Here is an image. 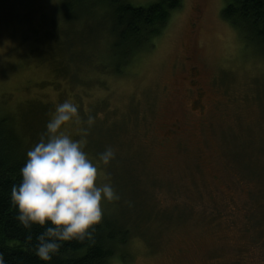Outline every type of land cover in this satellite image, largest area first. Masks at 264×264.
Wrapping results in <instances>:
<instances>
[{
	"label": "rangeland",
	"instance_id": "1",
	"mask_svg": "<svg viewBox=\"0 0 264 264\" xmlns=\"http://www.w3.org/2000/svg\"><path fill=\"white\" fill-rule=\"evenodd\" d=\"M65 1L0 0V114L28 151L56 106L75 103L64 131L94 162L115 150L98 183L111 181L120 204L103 210L139 213L147 199L152 216L170 213L142 223L107 264H264V47L222 16L225 0H182L154 45L109 73L110 21L92 7L76 20Z\"/></svg>",
	"mask_w": 264,
	"mask_h": 264
},
{
	"label": "trees",
	"instance_id": "2",
	"mask_svg": "<svg viewBox=\"0 0 264 264\" xmlns=\"http://www.w3.org/2000/svg\"><path fill=\"white\" fill-rule=\"evenodd\" d=\"M181 5L182 0H159L148 6H135L127 0H68L63 3V9L74 13L76 20L91 16V7L102 11L110 21L108 35L115 60L109 73L122 74L141 51L154 45L152 39L162 33L172 12ZM222 16L237 28L247 43L264 47V0H225ZM53 68L57 73L56 65ZM61 71L62 75L69 73L64 66ZM12 120L11 115L0 114V254L4 264H107L117 251L123 252L131 237L144 234L137 229L142 223L144 227L151 217L163 220L170 215L155 212L152 216L147 199L143 209H138L139 213L137 210L134 214L103 211L91 240L66 241L51 261L40 260L34 245L36 236L44 229L38 225L31 230L23 228L16 219L17 209L10 198L12 186L20 183V168L27 153L25 135ZM29 234L31 240L27 238Z\"/></svg>",
	"mask_w": 264,
	"mask_h": 264
},
{
	"label": "clouds",
	"instance_id": "3",
	"mask_svg": "<svg viewBox=\"0 0 264 264\" xmlns=\"http://www.w3.org/2000/svg\"><path fill=\"white\" fill-rule=\"evenodd\" d=\"M73 121L78 122L77 105L69 100L59 103L40 139L26 153L20 183L11 189L20 225L28 230L34 225L44 229L36 236L34 251L45 262L66 241L91 240L94 226L103 218V203L119 199L111 181L98 183V164L109 165L115 150L106 147L94 162L84 151L83 139L64 131ZM27 238L31 240V234ZM0 264H4L2 254Z\"/></svg>",
	"mask_w": 264,
	"mask_h": 264
},
{
	"label": "flooded vegetation",
	"instance_id": "4",
	"mask_svg": "<svg viewBox=\"0 0 264 264\" xmlns=\"http://www.w3.org/2000/svg\"><path fill=\"white\" fill-rule=\"evenodd\" d=\"M198 71L199 70L196 67H191L189 69V73L191 75V78L189 80V85H190L189 88L191 89V91L193 93L192 101H193L195 107H197V106L201 107L200 101L203 100V97L205 94V91L201 87H198L199 83L196 79Z\"/></svg>",
	"mask_w": 264,
	"mask_h": 264
}]
</instances>
